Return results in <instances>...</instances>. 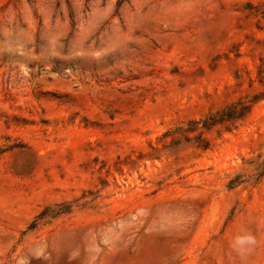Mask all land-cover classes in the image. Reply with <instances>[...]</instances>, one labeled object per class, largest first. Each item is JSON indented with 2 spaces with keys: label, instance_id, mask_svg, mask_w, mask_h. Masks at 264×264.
<instances>
[{
  "label": "rangeland",
  "instance_id": "374dc122",
  "mask_svg": "<svg viewBox=\"0 0 264 264\" xmlns=\"http://www.w3.org/2000/svg\"><path fill=\"white\" fill-rule=\"evenodd\" d=\"M263 168L264 0H0V264H264Z\"/></svg>",
  "mask_w": 264,
  "mask_h": 264
},
{
  "label": "trees",
  "instance_id": "16d2710c",
  "mask_svg": "<svg viewBox=\"0 0 264 264\" xmlns=\"http://www.w3.org/2000/svg\"><path fill=\"white\" fill-rule=\"evenodd\" d=\"M250 106L251 104H244L243 101H238L234 104L229 105L228 107H226L222 113H220V117L218 118H213L214 122H218V121H231L234 119H238V118H242L243 116H245V114L250 110ZM213 122H208L205 120L204 122V127H208L210 125H212ZM264 173V168H263V172Z\"/></svg>",
  "mask_w": 264,
  "mask_h": 264
}]
</instances>
